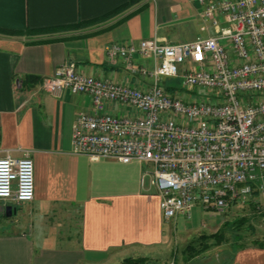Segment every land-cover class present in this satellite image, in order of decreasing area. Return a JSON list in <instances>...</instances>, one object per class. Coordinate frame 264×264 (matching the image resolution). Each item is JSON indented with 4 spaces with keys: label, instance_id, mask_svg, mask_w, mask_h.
I'll return each mask as SVG.
<instances>
[{
    "label": "crops",
    "instance_id": "obj_1",
    "mask_svg": "<svg viewBox=\"0 0 264 264\" xmlns=\"http://www.w3.org/2000/svg\"><path fill=\"white\" fill-rule=\"evenodd\" d=\"M126 1L0 0V27L22 32L0 33V155L27 152L34 179L31 200L8 215L0 202V264H116L126 256L195 264L169 257L176 224L162 217L152 165L74 153V116L91 106L90 96L41 85L67 60L86 73L125 80L121 60L107 58L112 41L179 42L214 33L197 0H143L129 12L99 17ZM36 28L42 31L25 34ZM226 264H264V245L239 247Z\"/></svg>",
    "mask_w": 264,
    "mask_h": 264
},
{
    "label": "built area",
    "instance_id": "obj_2",
    "mask_svg": "<svg viewBox=\"0 0 264 264\" xmlns=\"http://www.w3.org/2000/svg\"><path fill=\"white\" fill-rule=\"evenodd\" d=\"M197 1L211 35L106 45L125 80L86 73L72 60L41 79L48 92L90 96L91 106L74 116V153L152 165L165 221L189 217L195 205L222 210L251 192L264 197V0ZM179 70L180 87L163 83ZM106 104L120 109L105 111ZM33 191L32 158L6 150L0 202L15 207Z\"/></svg>",
    "mask_w": 264,
    "mask_h": 264
},
{
    "label": "rangeland",
    "instance_id": "obj_3",
    "mask_svg": "<svg viewBox=\"0 0 264 264\" xmlns=\"http://www.w3.org/2000/svg\"><path fill=\"white\" fill-rule=\"evenodd\" d=\"M141 2L143 0L129 3L116 12H129ZM182 79L179 70L176 76L165 77L163 83L180 87ZM166 223L171 227L176 224V230H172L169 257L195 264H225L239 247L264 245V197L251 192L242 203H233L222 210L194 206L189 217L178 214ZM213 232L217 235L205 236Z\"/></svg>",
    "mask_w": 264,
    "mask_h": 264
},
{
    "label": "trees",
    "instance_id": "obj_4",
    "mask_svg": "<svg viewBox=\"0 0 264 264\" xmlns=\"http://www.w3.org/2000/svg\"><path fill=\"white\" fill-rule=\"evenodd\" d=\"M135 0H127L126 2H124L123 4L113 8L112 10L106 12L105 14L99 16L102 17L104 15H107L109 13H112L120 8H123L125 6H127L129 3L134 2ZM26 31H42V28H36V29H26ZM0 33L1 34H6V35H17L22 33L21 30H17V29H11V28H3L0 27ZM215 236L217 235L216 232L207 234L205 236ZM231 256V255H230ZM148 260V258L146 256H126L124 257L120 262L116 263V264H144L146 261ZM230 260V257L227 259V261L225 262L228 263V261Z\"/></svg>",
    "mask_w": 264,
    "mask_h": 264
},
{
    "label": "water",
    "instance_id": "obj_5",
    "mask_svg": "<svg viewBox=\"0 0 264 264\" xmlns=\"http://www.w3.org/2000/svg\"><path fill=\"white\" fill-rule=\"evenodd\" d=\"M4 214L8 215L13 211V206L11 204H4L3 205Z\"/></svg>",
    "mask_w": 264,
    "mask_h": 264
}]
</instances>
